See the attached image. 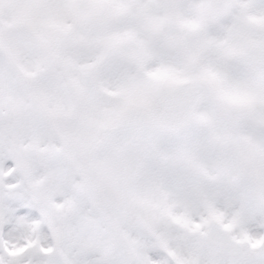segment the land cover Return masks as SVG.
<instances>
[{
  "label": "snow or ice",
  "instance_id": "snow-or-ice-1",
  "mask_svg": "<svg viewBox=\"0 0 264 264\" xmlns=\"http://www.w3.org/2000/svg\"><path fill=\"white\" fill-rule=\"evenodd\" d=\"M0 264H264V0H0Z\"/></svg>",
  "mask_w": 264,
  "mask_h": 264
}]
</instances>
